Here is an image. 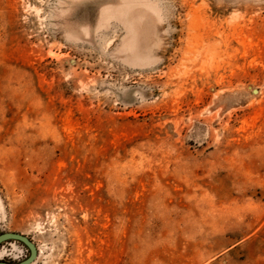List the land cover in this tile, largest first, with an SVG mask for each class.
<instances>
[{
  "label": "rangeland",
  "instance_id": "rangeland-1",
  "mask_svg": "<svg viewBox=\"0 0 264 264\" xmlns=\"http://www.w3.org/2000/svg\"><path fill=\"white\" fill-rule=\"evenodd\" d=\"M5 231L32 264H264V0H0Z\"/></svg>",
  "mask_w": 264,
  "mask_h": 264
},
{
  "label": "water",
  "instance_id": "water-1",
  "mask_svg": "<svg viewBox=\"0 0 264 264\" xmlns=\"http://www.w3.org/2000/svg\"><path fill=\"white\" fill-rule=\"evenodd\" d=\"M18 241L21 242L29 250V254L22 260L10 261L0 260V264H32L38 257L37 244L26 234L14 231H5L0 233V245L6 241Z\"/></svg>",
  "mask_w": 264,
  "mask_h": 264
}]
</instances>
